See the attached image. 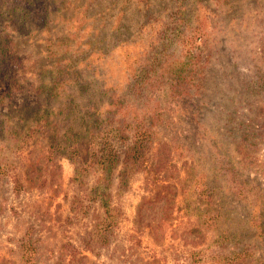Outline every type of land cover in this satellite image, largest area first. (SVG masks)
I'll return each mask as SVG.
<instances>
[{"label":"rangeland","instance_id":"rangeland-1","mask_svg":"<svg viewBox=\"0 0 264 264\" xmlns=\"http://www.w3.org/2000/svg\"><path fill=\"white\" fill-rule=\"evenodd\" d=\"M149 1L150 10L144 0H0V50L13 40L23 54L19 65L0 51V90L14 75L22 84L0 101V264H264L263 242L246 234V207L258 188L264 193V0ZM196 14L209 40L202 92L179 101L167 90L154 93L168 108L170 123L159 133L170 153L150 156L125 190L118 167L104 205L96 161L115 139L102 87L125 86L124 43L132 45V60L150 43L159 58L177 54L173 24L193 25ZM117 24L118 42L109 36ZM91 28L108 31L104 44ZM69 32V46L98 43L102 58L97 69L79 73L67 95L47 99L36 89L52 80L44 47ZM123 96L143 106L145 97L127 89ZM244 131L250 138L239 142ZM227 152L237 177L248 181V200L233 195L229 170L213 167ZM202 173L217 186L211 200ZM238 235L257 244L253 257L233 259Z\"/></svg>","mask_w":264,"mask_h":264},{"label":"trees","instance_id":"trees-1","mask_svg":"<svg viewBox=\"0 0 264 264\" xmlns=\"http://www.w3.org/2000/svg\"><path fill=\"white\" fill-rule=\"evenodd\" d=\"M203 0H198L202 2ZM217 5L228 3L231 5V0H214ZM147 9L150 7V1L144 0ZM150 10V9H149ZM147 13V12H146ZM120 23V20L117 21ZM153 25V23H152ZM119 24L112 27L113 32L109 35L107 32L101 36L94 28H91V37H97L99 42H105L107 34L109 36L115 35V40H120L121 31ZM153 25L151 29H154ZM157 29V28H155ZM123 32V31H121ZM153 35V30L150 31ZM167 32V30H166ZM70 32L67 36L59 38L55 43H48L45 46L47 58H50L52 69V80L49 84H38L36 87L40 93H45L47 99H60L68 94L70 86L80 82L78 79L79 73L84 72L85 69L98 68V59L102 58V47L97 44H90L87 49L79 46H69L68 39H70ZM171 44L174 41L179 49V53L167 52L164 57L155 56V53H149L155 49V44H149L151 47L140 46V51L136 58H131V44L126 42L124 45L128 51L127 57L129 62L130 76L123 88L117 89V86H104L108 96V111L112 113V121L114 122L112 128L113 142L107 143V148L100 154L97 159L98 168L104 172L103 194L102 201L104 205L110 202V193L105 194L107 187H110L111 180L114 172L119 168L118 188L125 190L128 187L129 178L133 172H139L146 167L150 156L159 158L164 154L162 148H165L167 154L170 153L166 143L160 139L161 128L168 125L170 122L169 112L167 107L163 104L162 100L154 95L155 92L159 94L167 90V95L171 100H184L192 99L194 95L202 92L203 81L206 74L207 64L210 58L207 54L208 45V31L204 26V19L196 14L195 24H173L169 34ZM50 40V39H49ZM64 43L66 44L64 47ZM14 44L13 40L1 46L3 55H8L13 58L14 63L23 65L21 53L17 48H11ZM57 45V47H55ZM136 46V45H135ZM91 48V50H89ZM166 50V48H165ZM86 54L87 57L84 61L80 59L81 55ZM13 55V56H12ZM12 56V57H11ZM53 56V57H51ZM21 58V59H20ZM50 71V70H49ZM44 81V80H43ZM45 82V81H44ZM89 82L80 85L79 90L84 91L87 89ZM22 87L16 75H14L8 86L2 89L0 101L5 97H12L13 94ZM129 90L133 97H145L143 106L139 107L137 104L126 100L123 96L125 90ZM239 142H246L250 136L247 131L242 132L239 137ZM161 141V142H160ZM252 142L250 144H254ZM157 145V147H156ZM156 148V150H155ZM161 154V155H160ZM169 157V155H168ZM154 158V157H153ZM154 160V159H153ZM219 164H214L213 167L226 168L230 174H227V180L233 184V195L241 200H248L245 190L248 181L245 178H238L239 169L234 163H237L233 157L227 152L221 158H213ZM232 166V167H231ZM201 179L200 187L203 189L209 200L213 193L216 191L217 186L211 184L214 179L209 178L206 174L202 173L198 176ZM17 179V178H16ZM18 180V179H17ZM99 190V187H95ZM257 188V187H256ZM217 192V191H216ZM257 196L248 203L246 207V221L249 225L247 235L250 237L259 238L264 245V201L263 189H257ZM244 196V198H243ZM108 206V205H107ZM209 211V212H208ZM210 212V208L203 210ZM220 212L216 216H219ZM221 236H226L225 232ZM236 249L233 250V259L241 258L243 256L253 257L257 251V244L243 242L242 236H235ZM264 247V246H263ZM263 255H264V249ZM264 257V256H263Z\"/></svg>","mask_w":264,"mask_h":264}]
</instances>
